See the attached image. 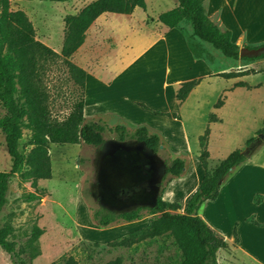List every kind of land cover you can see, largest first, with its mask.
Returning a JSON list of instances; mask_svg holds the SVG:
<instances>
[{"label":"rangeland","instance_id":"obj_1","mask_svg":"<svg viewBox=\"0 0 264 264\" xmlns=\"http://www.w3.org/2000/svg\"><path fill=\"white\" fill-rule=\"evenodd\" d=\"M91 1L10 0V9L23 10L33 23L37 39L54 50L61 51L66 33L64 17L78 13ZM145 2L146 9L136 8L129 18L117 16L119 14L109 16L110 30L105 28L108 22L106 20L100 22V28L87 32V50H95L98 55H90L86 50L78 54L76 49L77 55L73 53L69 59L75 64L89 61L100 63L116 59L123 54L125 48L132 45L136 49L148 46L154 33L163 29V26L160 28L155 23L156 16L173 8L176 2ZM127 25L133 27L134 35L125 39L123 36L127 33ZM180 27L191 35L189 24L182 22ZM174 31L169 33H175ZM172 35L142 54V68H132L125 73H121L119 69L114 70L115 68L111 73L100 74L93 71L96 77L89 76L87 91L84 90V116L86 121H99L108 126L124 125L129 132L139 123L161 125L175 149L166 144L153 153L142 142L133 139L118 141L115 134L107 129L103 132V142L98 146L83 142L50 143L48 154L51 177L24 180L22 175L28 172L26 158L33 145L28 144L31 131L22 128L23 137L19 150L23 162L10 178L7 202L0 211V229H9L7 239L15 242L17 256L11 257L0 246V264H64L68 257H72L76 264H112L117 259V264H151L155 261L158 264H174L177 261L171 237L146 238L130 245H113L112 242L120 241L149 223L151 214L148 212L155 207L157 196L175 178L165 173V167L176 156L186 160L185 171L174 184L175 192L172 191L167 197L169 200L179 201L177 203L180 207L172 212L183 211L182 198L201 168L197 159L198 137L208 126L213 112L222 121L211 127L207 141L210 167H214L230 151L240 148L247 138H255L264 131V62L257 68H248L252 74L246 77L250 84L262 83L261 86L228 90L232 86V79L221 77L220 73L238 71L242 69L240 65L249 60L226 57L210 44L198 41L196 44L204 49L203 55L207 63L197 61L192 64L185 58L181 61L175 56L176 64L182 63L181 68L173 70L174 74L170 75V80L164 87L160 74L157 73L164 67V59L159 50L160 46L170 45V48L178 50L177 39ZM193 40L195 41L194 37ZM232 41L242 47L238 38ZM170 60H173L172 56ZM255 60L257 59L252 61ZM143 65L150 67L145 69ZM175 75L182 78V81L201 78L182 105L175 96ZM108 81L113 82L105 84ZM44 83L50 94L51 116L62 119L69 113L74 99L80 96V89L74 84L62 57L46 64ZM226 96L224 107L216 111L214 104L219 99L224 100ZM126 98H136V106L127 102ZM139 102H147L164 112H175L177 118L156 115L139 105ZM106 104L129 112L137 120L132 121L123 112L113 108H105L109 106ZM101 107L102 110L96 111ZM130 107L133 109H129ZM3 113L0 105V116ZM183 129L187 133L186 140L182 135ZM248 144L247 141L241 150ZM250 156L248 162L241 166L243 168H235L223 179L216 199L204 201L199 208L203 219L218 229L229 245L233 239L246 243L256 239L263 242L261 240L264 239L261 236L263 234L254 233V228L249 223L256 220L264 223V211L258 214L254 206L260 196L257 193L263 194L264 191V173H259L264 172V140ZM246 165L252 167L253 171L243 175L246 171L240 172V169H244ZM10 166L11 158L0 131V171H8ZM29 194L35 197H29ZM138 206L144 208V215L131 222L116 221L102 226L92 216L93 211L100 208L119 212ZM36 228L41 229L42 233L33 239L32 234ZM221 253L219 263L226 264L223 252ZM233 264L257 263L238 251Z\"/></svg>","mask_w":264,"mask_h":264},{"label":"trees","instance_id":"obj_2","mask_svg":"<svg viewBox=\"0 0 264 264\" xmlns=\"http://www.w3.org/2000/svg\"><path fill=\"white\" fill-rule=\"evenodd\" d=\"M205 0H175L176 5L158 14L159 22L168 28H178L186 39L187 46L196 58H204V49L196 42L210 44L224 56L233 59L254 60L264 58V53L257 57H240L239 46L231 40V32L220 28L209 16L204 7ZM136 7L146 9L145 0H92L76 14L64 17L65 38L61 52L57 53L36 37L35 28L28 15L21 9H10V0H0V105L4 113L0 116V131L4 136L5 147L11 158L8 171H0V211L7 202L6 194L10 178L17 172L23 162L19 150L23 137L22 128L31 131L28 144L33 145L26 158L28 172L22 175L24 180L30 178L48 179L51 177L48 145L78 144L98 146L104 138L103 132L109 130L115 134L118 141L133 139L142 142L153 153L164 145L162 137L150 132L146 125L137 126L129 132L124 125L108 126L99 121H86L83 113L86 71L73 63L69 57L83 43L86 30L92 22L104 12L131 14ZM190 25L191 35L181 28V23ZM195 38V41L193 40ZM264 44V43H263ZM62 57L74 84L80 89V96L75 98L69 113L62 119L51 116L49 109L50 94L44 83L46 64ZM247 70L221 72L220 76L233 78L250 74ZM194 78L180 83L176 90V99L182 103L189 92L200 82ZM219 99L214 107L221 106ZM139 105L148 107L139 102ZM154 113L175 117L174 112ZM210 121L217 120L214 114ZM210 128L207 126L198 137L199 153L197 156L204 176L187 199L182 212H172L180 207L176 202H168L162 198L163 189L157 196L155 207L149 210V223L129 233L113 245H130L146 238L171 237L175 246L177 261L174 264H219L218 250L227 247L224 237L214 230L198 214L201 204L206 200H214L223 179L233 168L247 159L240 149L232 150L225 158L219 160L214 167L209 165L207 141ZM254 138L248 140L250 143ZM186 160L182 157L170 159L165 167V173L180 176L185 168ZM29 197L35 195L29 194ZM258 199H256V202ZM144 215V208L138 206L119 212L104 208L93 211L92 216L99 225L106 226L116 221L131 222L139 220ZM257 224L256 221H253ZM9 229H0V246L11 257L17 256L15 242L7 239ZM42 233L36 228L32 238ZM163 248V247H162ZM160 248V250H162ZM117 259L112 264H117ZM50 264H60L52 262ZM64 264H76L68 257ZM151 264H158L157 261Z\"/></svg>","mask_w":264,"mask_h":264},{"label":"crops","instance_id":"obj_3","mask_svg":"<svg viewBox=\"0 0 264 264\" xmlns=\"http://www.w3.org/2000/svg\"><path fill=\"white\" fill-rule=\"evenodd\" d=\"M204 7H205V12H206L207 16H209L220 28L230 30L231 40L238 38L240 40V45H242V46H258V45H261L262 43H264V0H205L204 1ZM136 8H139V7H136ZM135 9H134V11H135ZM134 11L131 14H119V13H113V12H104L101 15H99L92 22V24L88 27V29L86 30V35H85L84 41L77 48L78 54H80L83 50H86V51L90 52L89 53L90 55L91 54H94L95 56L98 55V53L95 52V50L94 51L87 50V42H88L87 32H89V31L91 32L97 28H100L102 26L100 22H105L106 20H108V22H107V24H105V28L108 29L109 21H110L109 16L111 17L113 15L119 14L117 16H120V17L126 16V18H129V16L131 17L132 14H134ZM157 16L155 18L156 19L155 23H157V26H159L160 28H161V26H163L162 27L163 29L161 30V32H155L154 33L155 36H154L153 40L149 43L148 46L136 49L130 43L132 46L125 48L123 54L118 56L116 59L103 60L100 63L91 62V61H89V62H77L78 66L82 67L86 71L85 90L88 88L89 76L90 75L94 76V74H95V73H93V71H96L97 73L99 72L100 74L111 73L113 71V69L115 68L114 70L119 69L121 73H125V71L130 70L132 68H142V64H141L142 54H144L147 51H150L156 45H159L162 40H165L166 38H170L171 34H173L172 36L175 39H177L178 50L175 48H170L171 45H170V47L169 46H166V47L160 46V50H159V53L162 55V57L164 59V67L162 70H158L157 73L160 74L159 78H161V83L164 87H166V85L168 83L167 81L170 80V75L174 74L173 70L177 69V68H179V69L181 68L182 63L180 62V64L177 65L176 64L177 62H175V56L178 59L180 58L181 61H182V58L183 59L185 58L188 61H190L192 64H195L197 61L206 62L205 58L194 57V55L191 53V51L189 50V48L187 46L186 39H185L184 35H182V33L180 32V30L178 28H168L167 26H165L164 24H162L161 22L158 21ZM159 24H162V25H159ZM111 29L114 30V28H112V27H111ZM108 30H110V29H108ZM171 30H175L174 31L175 33H169V32H171ZM133 32H134L133 27L131 25L130 26L127 25V33L123 37L125 39H127L130 35L131 36L134 35ZM54 51H56L57 53L61 52V51H59V49H55ZM76 51L74 52V54L76 53V55H77ZM170 56L173 57L172 61L170 60ZM88 58H89V56H88ZM263 62H264V58L257 59L255 61L249 60L248 62L241 64L240 66H242V69H240L238 71L247 70L250 67L257 68V67L261 66L263 64ZM143 67L146 69L150 66L143 65ZM113 73L117 74L116 71H114ZM210 74L208 76H210ZM251 74L252 73L246 74V75H239V76L230 78V79H232L231 80L232 86H230L232 88L229 87L228 90H233L236 87H244L247 89H252V88H256L258 86H261L262 83L250 84L248 81H246V77L248 75H251ZM95 77L96 76H94V78ZM175 77L177 78L175 88L178 89V87L180 86V83L183 82L182 81L183 79L180 78L178 75H175ZM112 82L113 81H110V82L108 81L105 84L109 85ZM193 89L189 92L188 96L186 97V99L182 103H185L186 100L190 97V94L192 93ZM226 99H227V96L224 98L221 106L213 107V108L216 111L222 109L226 103ZM126 101L129 102L130 104L136 106V101H137L136 98H126ZM182 103H180V104L182 105ZM143 104H145L148 107V109H146L148 111H151L154 113V110H158L155 108V106H153L147 102L146 103L143 102ZM106 105H109V106H105V108H113L115 110L120 111V113L123 112V114H125V116L129 117L130 120H132V121L137 120L136 117H133L129 112L126 113V111L121 109V108H115L116 106H114L112 104H106ZM137 106H139V105H137ZM85 108H86V104H85V94H84L83 113L85 112ZM102 109H103V107H101L100 109H97L96 111H100ZM129 109H133V108L130 107ZM158 111L164 112L162 110H158ZM154 114H156V113H154ZM212 114H214L216 116L217 120H215V121L209 120L208 121V127L210 128V133H211V127H213L215 124L222 121V118L220 116H218L217 113L213 112ZM156 115H160V114H156ZM162 116H164V115H162ZM171 118L176 119L177 114L175 113V117H171ZM140 125H146L150 132H154V133L159 134L162 137V139L164 140V143H165L164 145L168 144L171 148L175 147L174 143H172L171 140H169V138L166 136L165 132L161 129V125H155V124L152 125L149 123H145V124L139 123L138 126H140ZM210 133H209V136H210ZM182 135L185 137V140H186L187 133L184 129H183ZM209 136H208V138H209ZM247 141H248V138L242 143L240 148H236V149L241 150L242 146ZM173 149H175V148H173ZM198 151H199V148H198ZM209 155H210V153H209ZM250 157H247V159L245 161H243L241 164H239L235 168H240L241 166H243L245 164V162H248ZM209 159H210V156H209ZM235 168H233L231 171H233ZM241 168H243V167H241ZM240 170H241L240 172L246 171V173H243V175H247L251 171H253L252 167L250 168L247 165H246V167H244V169H240ZM184 171H185V168H184ZM259 173L263 174L264 172H259ZM237 175H240V173H237ZM203 176H204V169L201 166V168L198 171L197 176L194 178V181H193L190 189L182 198L181 205L183 207L185 206V203H186L187 199L189 198V196L191 195V193L197 188V186L201 182ZM226 177L224 178V180L226 179ZM178 181H179V176H175V178L173 180H171L169 186H167V188L164 189V191H163L164 192L163 198L166 199L168 202H176V203L179 202L176 200H169L167 197L168 195L170 196V193L172 191L175 192L174 184ZM218 193H219V191H218ZM257 194L260 196L257 198L258 201L254 202V206H255L258 214H260L261 212L264 211V191H263V194H259V193H257ZM198 214L200 215L199 210H198ZM200 216L202 218H204L203 215H200ZM206 221L208 222V220H206ZM256 222H257V224L254 223L253 221L252 222L250 221L249 223L253 226L252 228H254L253 229L254 233L255 234H257V233L263 234L261 236L264 238V223H261L258 220H256ZM208 224H209V222H208ZM209 226L212 227L211 224H209ZM213 229L216 230L217 232H219L218 229H216V228H213ZM224 239H225V237H224ZM261 241H263V242H260L256 239L253 242L246 243L242 240L233 239L231 245H229V243L226 241L227 247L224 249L218 250V253H217L218 263L220 262V255L222 254L221 252H223L225 263L226 264H233L236 252L239 251L245 257L250 258L255 263L264 264V239H262ZM257 248H258V250H257Z\"/></svg>","mask_w":264,"mask_h":264},{"label":"water","instance_id":"obj_4","mask_svg":"<svg viewBox=\"0 0 264 264\" xmlns=\"http://www.w3.org/2000/svg\"><path fill=\"white\" fill-rule=\"evenodd\" d=\"M264 53V45H260L257 47H247L242 46L239 48V56L240 57H257ZM264 140V131L259 133L257 137L254 138L242 151V153L246 157H250V155L253 153V151L261 144V141ZM162 147V145H160Z\"/></svg>","mask_w":264,"mask_h":264}]
</instances>
